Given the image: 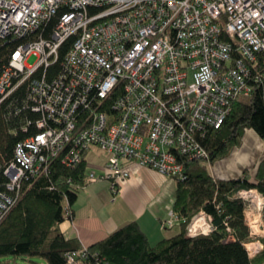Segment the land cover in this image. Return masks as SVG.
Segmentation results:
<instances>
[{
    "label": "built area",
    "instance_id": "built-area-1",
    "mask_svg": "<svg viewBox=\"0 0 264 264\" xmlns=\"http://www.w3.org/2000/svg\"><path fill=\"white\" fill-rule=\"evenodd\" d=\"M3 47L0 103L28 84L40 116L37 130L0 165L7 177L0 181V223L22 199L25 182L47 175L57 159L77 167L92 147L104 158L88 161L86 183L109 182L113 200L135 163L187 180L186 160H209L201 139L253 93L264 0H0ZM236 198L252 237L263 236L264 195L242 189ZM178 221L173 209L165 229ZM214 228L201 211L187 234ZM252 241L251 257L263 248ZM86 248L68 253L69 262L86 258Z\"/></svg>",
    "mask_w": 264,
    "mask_h": 264
},
{
    "label": "trees",
    "instance_id": "trees-1",
    "mask_svg": "<svg viewBox=\"0 0 264 264\" xmlns=\"http://www.w3.org/2000/svg\"><path fill=\"white\" fill-rule=\"evenodd\" d=\"M7 53L6 47L0 50V72ZM59 65L50 68L51 76ZM252 70V95L238 99L222 126L201 139L209 160H186L187 180L176 179L178 232L153 244L141 224L131 221L87 247V257L79 256L74 264H264V236L262 250L251 257L246 244L253 237L245 218V204L236 198L242 189L256 188L264 195V159L253 181L246 174L219 179L210 171L212 164L242 145L248 129L264 138V53ZM35 104L29 97L28 84L0 103V165L10 161L17 144L37 130L35 122L40 113L33 111ZM27 123L31 125L28 133L22 129ZM87 174L86 157L75 168L57 159L47 175L25 182L22 199L0 223V257H41L49 264H72L67 254L85 247L77 238H67L61 223L73 219L82 190L77 186L89 185ZM0 181H7L3 173ZM201 211L212 216L215 228L209 235L189 237L188 227Z\"/></svg>",
    "mask_w": 264,
    "mask_h": 264
},
{
    "label": "crops",
    "instance_id": "crops-1",
    "mask_svg": "<svg viewBox=\"0 0 264 264\" xmlns=\"http://www.w3.org/2000/svg\"><path fill=\"white\" fill-rule=\"evenodd\" d=\"M250 130L253 129L246 132ZM245 137L243 145L246 142ZM241 148L242 146L237 147L233 152L242 150ZM259 157L260 154L257 158ZM242 160L241 158V164L245 165ZM130 169L131 178L120 186L115 200L112 198L109 182L89 184L83 189V193L80 192L74 205L73 219L61 223V229L67 238H77L84 247H89L131 221H138L141 224L153 244L178 232L179 229L176 227L173 229L164 227V222L174 209L176 181L136 163L132 164ZM246 173L239 172L237 166H232L221 167L212 174L215 178L230 180L240 178ZM261 238H254L252 242L262 244Z\"/></svg>",
    "mask_w": 264,
    "mask_h": 264
},
{
    "label": "rangeland",
    "instance_id": "rangeland-1",
    "mask_svg": "<svg viewBox=\"0 0 264 264\" xmlns=\"http://www.w3.org/2000/svg\"><path fill=\"white\" fill-rule=\"evenodd\" d=\"M30 64H35L37 62V58L35 56H31L28 60ZM247 133V134H246ZM244 136L246 139V142L244 145L242 144V150H236L233 153H231L228 157L221 159L217 161L216 163L212 164L210 166L211 173H214L219 168H225V167H232L237 166L239 168V172H244L248 175L250 180H255L256 174H257V167L260 164L261 160L264 159V138L261 136H257L254 130H250L249 132H246ZM252 135H255L254 138ZM244 140V139H243ZM239 146V147H241ZM261 153H263L261 155ZM260 154L261 157L257 158ZM103 156L104 153H102L101 150H99L96 147H92V150L89 152L87 159L90 162L98 163L101 161V158L99 157ZM243 159L242 162L245 165L241 164L240 159ZM173 179V178H172ZM176 181L175 179H173ZM96 184L92 183L91 185ZM83 189L81 190V193H83ZM112 198L114 197L113 192L111 193ZM117 197V195L115 196ZM264 234V233H263ZM261 238V237H260ZM0 264H49L48 261L45 258L41 257H24V256H7V257H0Z\"/></svg>",
    "mask_w": 264,
    "mask_h": 264
},
{
    "label": "bare ground",
    "instance_id": "bare-ground-1",
    "mask_svg": "<svg viewBox=\"0 0 264 264\" xmlns=\"http://www.w3.org/2000/svg\"><path fill=\"white\" fill-rule=\"evenodd\" d=\"M196 226V225H195Z\"/></svg>",
    "mask_w": 264,
    "mask_h": 264
}]
</instances>
